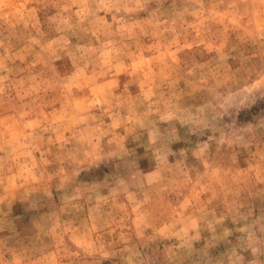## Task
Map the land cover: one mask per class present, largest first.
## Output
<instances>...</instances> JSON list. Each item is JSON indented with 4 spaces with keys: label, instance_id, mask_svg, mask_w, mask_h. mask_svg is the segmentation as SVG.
I'll list each match as a JSON object with an SVG mask.
<instances>
[{
    "label": "rangeland",
    "instance_id": "rangeland-1",
    "mask_svg": "<svg viewBox=\"0 0 264 264\" xmlns=\"http://www.w3.org/2000/svg\"><path fill=\"white\" fill-rule=\"evenodd\" d=\"M0 264H264V0H0Z\"/></svg>",
    "mask_w": 264,
    "mask_h": 264
}]
</instances>
